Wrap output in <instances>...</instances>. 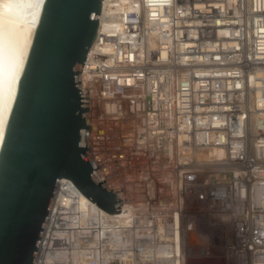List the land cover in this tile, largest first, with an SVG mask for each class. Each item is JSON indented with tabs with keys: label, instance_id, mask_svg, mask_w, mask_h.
<instances>
[{
	"label": "built area",
	"instance_id": "2783aa9c",
	"mask_svg": "<svg viewBox=\"0 0 264 264\" xmlns=\"http://www.w3.org/2000/svg\"><path fill=\"white\" fill-rule=\"evenodd\" d=\"M98 21L81 91L121 212L68 211L40 248L60 180L34 264H264V0H103Z\"/></svg>",
	"mask_w": 264,
	"mask_h": 264
},
{
	"label": "water",
	"instance_id": "95a60500",
	"mask_svg": "<svg viewBox=\"0 0 264 264\" xmlns=\"http://www.w3.org/2000/svg\"><path fill=\"white\" fill-rule=\"evenodd\" d=\"M103 0H0V17L36 30L0 148V264H34L58 183L121 212L90 154L81 71Z\"/></svg>",
	"mask_w": 264,
	"mask_h": 264
},
{
	"label": "bare ground",
	"instance_id": "6f19581e",
	"mask_svg": "<svg viewBox=\"0 0 264 264\" xmlns=\"http://www.w3.org/2000/svg\"><path fill=\"white\" fill-rule=\"evenodd\" d=\"M35 30V26L0 17V148ZM100 51L95 42L89 52L92 64L97 63ZM58 193L40 248H51L59 240L60 232L55 226L60 227L62 219L65 220L62 216L68 211L78 214L84 211L99 214L102 211L71 180L62 179ZM61 243L65 244V239Z\"/></svg>",
	"mask_w": 264,
	"mask_h": 264
},
{
	"label": "rangeland",
	"instance_id": "374dc122",
	"mask_svg": "<svg viewBox=\"0 0 264 264\" xmlns=\"http://www.w3.org/2000/svg\"><path fill=\"white\" fill-rule=\"evenodd\" d=\"M191 264H220V261L215 260V259H198L192 261Z\"/></svg>",
	"mask_w": 264,
	"mask_h": 264
}]
</instances>
